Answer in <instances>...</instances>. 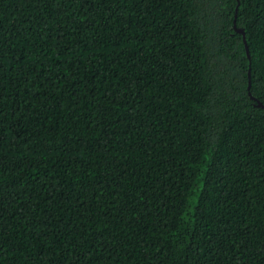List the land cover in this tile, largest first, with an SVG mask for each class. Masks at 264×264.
Returning <instances> with one entry per match:
<instances>
[{
	"label": "trees",
	"instance_id": "trees-1",
	"mask_svg": "<svg viewBox=\"0 0 264 264\" xmlns=\"http://www.w3.org/2000/svg\"><path fill=\"white\" fill-rule=\"evenodd\" d=\"M0 264H264V0H0Z\"/></svg>",
	"mask_w": 264,
	"mask_h": 264
},
{
	"label": "water",
	"instance_id": "water-1",
	"mask_svg": "<svg viewBox=\"0 0 264 264\" xmlns=\"http://www.w3.org/2000/svg\"><path fill=\"white\" fill-rule=\"evenodd\" d=\"M235 29L238 31V32H240V33H242V35H243V40H244V42H245V37H244V33L242 32V30H239V29H237L236 27H235ZM246 50H247V46H246ZM248 53V52H247ZM249 86H250V82H249ZM249 86H248V88H249ZM260 104V103H259Z\"/></svg>",
	"mask_w": 264,
	"mask_h": 264
}]
</instances>
